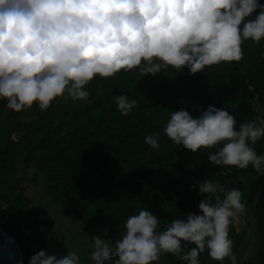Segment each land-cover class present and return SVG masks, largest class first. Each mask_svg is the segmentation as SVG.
Returning a JSON list of instances; mask_svg holds the SVG:
<instances>
[{"label": "clouds", "instance_id": "1", "mask_svg": "<svg viewBox=\"0 0 264 264\" xmlns=\"http://www.w3.org/2000/svg\"><path fill=\"white\" fill-rule=\"evenodd\" d=\"M245 40H264L259 0H0V99L15 112L33 104L47 110L57 98L87 102L86 86L97 76L113 77L141 65L143 75L166 67L204 72L222 61H240ZM137 103L126 94L115 96L122 116ZM164 132L193 153L215 147L207 153L214 166H251L264 175V154L252 147L264 138V115L238 123L225 108L209 105L194 118L181 107L171 111ZM144 142L160 147L155 133ZM197 185L203 195L199 214L173 219L161 229L160 218L141 208L127 218L114 245L106 228L103 238L84 234L90 260L160 264L171 254L184 264H200L207 250L218 264L225 259L236 264L229 226L245 211L243 193L214 179L191 187ZM28 264H81V258L75 250L64 255L40 250Z\"/></svg>", "mask_w": 264, "mask_h": 264}, {"label": "trees", "instance_id": "2", "mask_svg": "<svg viewBox=\"0 0 264 264\" xmlns=\"http://www.w3.org/2000/svg\"><path fill=\"white\" fill-rule=\"evenodd\" d=\"M241 47L240 61H222L195 74L186 67L180 72L166 67L143 75L141 65L113 77L97 76L86 86L87 102L57 98L43 111L33 104L30 120L25 119L26 109L15 112L0 99V119L7 117L0 124V198L25 206L23 180L29 171L34 176L41 173L52 200L66 216L86 228L98 222L108 228L113 244L122 237L127 218L141 208L160 218L161 229L173 219L199 214L203 195L198 185L191 186L204 179H214L226 189L239 188L247 209L264 185V175L251 166H214L207 153L215 147L193 153L164 132L171 111L181 107L194 118L209 105L225 108L238 123L264 115V40H245ZM122 94L138 102L126 116L115 104V96ZM153 133L159 149L144 142ZM252 147L264 154V138ZM0 228L17 241L22 264H28L31 256L23 247V236H15L13 223L0 218ZM242 237L237 223L231 224L234 253ZM163 256L167 264H184L174 255ZM199 260L218 264L207 250Z\"/></svg>", "mask_w": 264, "mask_h": 264}, {"label": "crops", "instance_id": "3", "mask_svg": "<svg viewBox=\"0 0 264 264\" xmlns=\"http://www.w3.org/2000/svg\"><path fill=\"white\" fill-rule=\"evenodd\" d=\"M2 118L4 121H2ZM2 118L0 124L6 123V115ZM22 188L24 189L25 206H23V212L19 213L24 217L25 222L28 224L45 223L54 232L55 243L61 255L66 254V251L75 250L81 258V264H92L93 262L90 260L92 248L89 246V241L85 238V235L89 238L92 236L103 238L106 227L96 222L86 228L83 224L66 216L60 206L52 200L47 189V178L41 173L34 176L29 171L27 178L23 180ZM27 211L33 214L32 217H27ZM106 229L108 236L109 230ZM22 240L24 249L29 253L26 239ZM160 264H167L164 256L161 257Z\"/></svg>", "mask_w": 264, "mask_h": 264}, {"label": "water", "instance_id": "4", "mask_svg": "<svg viewBox=\"0 0 264 264\" xmlns=\"http://www.w3.org/2000/svg\"><path fill=\"white\" fill-rule=\"evenodd\" d=\"M264 193V185H262L257 193L253 196L246 210V232L240 242L235 256L236 264H244V260L248 250L251 248L255 236V210L262 194ZM248 244L247 249L241 253L242 247ZM0 264H22V253L17 241L0 228Z\"/></svg>", "mask_w": 264, "mask_h": 264}, {"label": "built area", "instance_id": "5", "mask_svg": "<svg viewBox=\"0 0 264 264\" xmlns=\"http://www.w3.org/2000/svg\"><path fill=\"white\" fill-rule=\"evenodd\" d=\"M0 204L2 207L7 204V206L2 209L14 215L19 222L20 234L26 239L30 256L40 250H45L46 254L61 255L55 243L56 237L54 232L45 223L38 222L36 224H28L25 222L24 217L13 208L11 204L4 202L1 198ZM92 264H94V262Z\"/></svg>", "mask_w": 264, "mask_h": 264}, {"label": "flooded vegetation", "instance_id": "6", "mask_svg": "<svg viewBox=\"0 0 264 264\" xmlns=\"http://www.w3.org/2000/svg\"><path fill=\"white\" fill-rule=\"evenodd\" d=\"M246 210H245V214H246ZM245 214L243 220V224H244L243 237L246 232V224H247L245 219ZM247 246L248 244L242 247L241 253H243L247 249ZM244 264H264V198L263 199L260 198L256 206L254 241L251 248L248 250L246 254Z\"/></svg>", "mask_w": 264, "mask_h": 264}, {"label": "rangeland", "instance_id": "7", "mask_svg": "<svg viewBox=\"0 0 264 264\" xmlns=\"http://www.w3.org/2000/svg\"><path fill=\"white\" fill-rule=\"evenodd\" d=\"M26 117H25V119H27V120H30V119H32L31 118V115H32V107L31 108H27L26 109ZM3 119V118H2ZM1 119V120H2ZM0 120V121H1ZM2 121H4V119L2 120ZM6 122V121H5ZM17 137V136H16ZM40 174V173H39ZM28 180V179H27ZM8 203V202H7ZM12 205V207L13 208H16L17 209V211H19L20 213L22 212L21 210H22V208H23V205L21 204V203H18V205L16 204V201L15 202H13V204H11ZM20 209V210H19ZM246 210V209H245ZM28 212V214H27V217L28 216H30V217H32V213L30 212V211H27ZM244 214H245V211L243 212V213H241L240 214V216L237 218V220H236V223H237V232H238V234H242V232L244 231V224H243V220H244ZM0 218L2 219V220H6V221H8V222H10V223H13V225L15 226V229H13V232H14V234H15V236L17 237V238H19V236H22L21 234H20V229H19V222L17 221V219H16V217L14 216V215H12V214H9L7 211H5V210H3L2 209V206H1V204H0ZM34 218V217H33ZM18 232V233H17ZM21 242L23 243V240H21Z\"/></svg>", "mask_w": 264, "mask_h": 264}]
</instances>
